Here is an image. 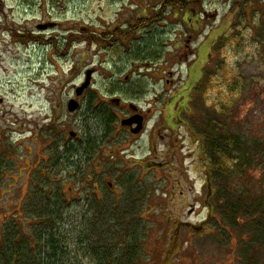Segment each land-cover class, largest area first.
I'll use <instances>...</instances> for the list:
<instances>
[{
    "label": "rangeland",
    "instance_id": "1",
    "mask_svg": "<svg viewBox=\"0 0 264 264\" xmlns=\"http://www.w3.org/2000/svg\"><path fill=\"white\" fill-rule=\"evenodd\" d=\"M167 1L1 0V239L5 224L13 222L25 234L41 230L43 237L53 231L66 244L59 264H92L89 230L107 220L108 205H116L119 213L128 212L126 218L137 215L142 221L129 229L144 226L141 264H264V250L255 249L260 254L251 260L245 255L248 245L254 246L249 238L241 240L245 227L223 224L228 219L220 216L227 200L241 202L246 192L252 200H262L264 208V0H194L190 13L164 8ZM42 20L62 21L72 30L68 55L60 58L52 47L42 49L33 42L35 25ZM132 29L129 39L120 38ZM141 55L144 59L139 60ZM88 71L95 74L93 87L80 109L70 113L69 101L76 98L75 88L85 82ZM170 73L176 76L169 92L165 78ZM226 73L228 79L239 76L236 86L241 91L234 97V112L223 118L233 99L231 83H219ZM187 74L190 80L184 85ZM203 74L217 88L209 90L204 104L195 94L194 129L200 131L204 111L209 112L211 120L224 122L232 136L251 147L252 158L245 175L228 183L211 180L219 190L214 218L207 221V204L196 194H201L205 178L209 183L205 150L201 148L197 164L188 162L190 177L196 180L192 191L186 179L177 187L175 173L150 170L146 150L151 128L137 141L114 134L118 120L113 114L120 109L107 103L118 98L139 104L143 111L151 109V126L161 108L157 105L156 112L149 107L153 99L192 88ZM108 115L115 122L110 129ZM70 132L77 134V141ZM167 179L175 187L167 186ZM224 184H229L226 193ZM42 199L46 209L39 212L49 222L41 229L32 220L39 218L34 215L37 208H45ZM117 217L108 221L126 220Z\"/></svg>",
    "mask_w": 264,
    "mask_h": 264
},
{
    "label": "trees",
    "instance_id": "2",
    "mask_svg": "<svg viewBox=\"0 0 264 264\" xmlns=\"http://www.w3.org/2000/svg\"><path fill=\"white\" fill-rule=\"evenodd\" d=\"M193 1L194 0H168L164 8L169 6L176 11L184 9L186 12L190 13L188 7L192 5ZM133 30L135 29L125 31V34L120 38L129 39V35L135 32ZM89 41L90 44L94 43L91 39ZM138 57L139 60L144 59L143 55ZM223 75H225L224 79L219 83L224 86L230 82V95L233 96L232 101L225 106L226 112L223 118H226L234 112L236 107L234 97L237 92L241 91V88L236 86L239 81V76L229 74L230 76H234L228 79L227 73ZM198 87V99L200 97V102L204 104L209 90L214 87L217 88V85L213 78L210 79L209 75L205 74ZM204 112L205 118L202 121L203 124H201L200 131L198 130V135L209 157V180L215 178L217 181L220 180L223 183H228L226 180L229 178L235 179V177L241 176V174L245 175L247 164H250L252 161L250 156L251 147H248L246 143H242L232 136L228 130H226L224 122L222 123L218 120L213 121L211 120L210 113ZM231 119L232 116H230V120ZM113 123L114 121L111 117L107 118L106 124L109 128ZM226 187H229V184L223 186V189ZM218 190L219 189L216 190V188L214 189L216 196L218 195ZM226 192L228 191L225 189L222 193ZM44 195L47 196V192H45ZM224 197L227 200V196ZM242 198L241 202L240 200L234 201L232 198L229 200L230 202L227 200L226 204L223 206V213L220 214V216L224 218L226 215L228 219H226L227 222H225L224 219L223 224L229 223L232 224L233 227H245V230L241 232V240L245 241L246 238H249L256 247L248 245L249 248L244 250L248 260H251L252 255L260 254L255 249L258 248L260 251L264 250V208L261 206L263 204L262 200H252L253 196L248 192H246V195ZM41 202L44 206L45 199H42ZM225 206L229 207L230 210L225 211ZM44 207L45 208H37L38 210L35 208L34 215L39 217L38 219H34V221L32 220V226L35 228L39 227L42 229L49 222L47 214L45 212H39V210L46 209V206ZM104 211L108 213L107 220L91 227L89 230L88 239L90 243L87 248L88 255L89 258H94L93 261L90 259V262H92V264H141L144 240L141 236L144 226L139 224L142 230L136 229L129 231L133 224L140 223V218H138L137 215H132L131 220L126 218L128 212L119 213L116 205H108L107 209ZM24 213L26 214V212ZM120 215H123L126 220L117 223L108 221ZM234 230L235 228L232 229L233 233ZM56 238L58 237L53 231L46 232L42 237L41 230L37 235L33 234V232L25 234L24 230L15 222L9 225L5 224L3 239L0 238V264H59L57 257L60 253H63V251L60 250L66 251V244H64L62 240Z\"/></svg>",
    "mask_w": 264,
    "mask_h": 264
},
{
    "label": "flooded vegetation",
    "instance_id": "3",
    "mask_svg": "<svg viewBox=\"0 0 264 264\" xmlns=\"http://www.w3.org/2000/svg\"><path fill=\"white\" fill-rule=\"evenodd\" d=\"M33 33L35 35L33 42L37 43V45L35 44L37 47L43 46L42 49H45L46 47H52L53 52H57V55L60 58H63L69 54L71 48L70 35L72 33V30L65 29L64 23L62 21L55 22L52 20H42L35 25ZM94 76L95 74H93V77ZM175 76L176 74L170 73V79L165 78V85L167 86V88H165L166 91L170 92V87L172 85H175ZM186 78H188L187 81ZM186 78L184 79V85L190 80V74H187ZM203 78L204 74L201 80ZM126 80H128V77H126ZM201 80L197 84H195L194 87L186 88L181 93H177V91L175 92L177 94L171 92V96H169L170 98H165V95L163 97L154 98L153 101L149 104V107L155 108L156 112H158V110L156 109L157 105L160 104L161 108L159 109L160 112L158 117L152 122L151 126V109L143 111L142 107H140L139 104H135L130 100L123 101L116 98L120 101L119 103H114L113 99H109L107 101V103L111 102L120 109L118 111L119 113L113 114L116 117V122L118 120V127L113 129V133L115 134V131L116 133H125L128 136L127 141H137L146 133L147 129L150 127V136L148 139V147L146 150L148 151L147 162L151 163L149 165L150 170H153L155 172H164L167 169L170 170V172L175 173L176 177H179L181 181L179 182V179L174 177L173 180H177L176 186L182 187V181L186 179V186L190 191H192V187L194 186V183L196 181L190 177V165L193 163H198L196 161L202 148L201 142L199 140V135L197 134V131L194 129L193 125V122L198 117V113L195 110V105L193 103L198 96V94L197 96H195V94L197 93V89L199 88L198 86ZM93 82L94 78L91 81V86L88 87L89 89L87 88V91H85V93L81 97L75 98V100L80 104V107L82 105L85 94L88 91H91ZM76 89L77 88H75V92ZM94 100L95 99H93L92 101V106L95 107L96 104H94ZM123 121L132 123L123 126ZM106 126L108 129H110L107 124ZM70 138L71 140L74 139V141L78 140L77 136H70ZM69 145L70 143L68 144L66 141L64 142L65 147H69ZM159 147H163L165 151L162 150L160 152ZM68 151L70 150H66L64 153L66 158H68ZM161 153H163L162 156ZM189 160L192 161L190 165L188 164ZM195 174L199 175V172H195ZM113 185V183H110L108 184V187L112 190V188L114 187ZM167 186L175 187V183L171 184L169 179H167ZM200 186L201 194H198L197 191L196 194L199 197H202V202L204 204H207L204 207L207 211V221L208 218L212 219L215 215V203H213L215 191L212 185L208 184L206 178L200 184ZM100 193V190H98V195ZM181 193H183V191ZM183 199H185L184 196ZM185 203H187V199Z\"/></svg>",
    "mask_w": 264,
    "mask_h": 264
},
{
    "label": "water",
    "instance_id": "4",
    "mask_svg": "<svg viewBox=\"0 0 264 264\" xmlns=\"http://www.w3.org/2000/svg\"><path fill=\"white\" fill-rule=\"evenodd\" d=\"M92 74H93V71L87 72L86 83L81 88L77 89V91H76L78 97H80L83 94V92L90 86ZM114 103H119V101H114ZM78 109H79V104L76 101H71L69 103V105H68L69 112L74 113ZM131 123L132 122L123 121L122 125L126 126V125L131 124ZM71 135H75V134L71 133Z\"/></svg>",
    "mask_w": 264,
    "mask_h": 264
}]
</instances>
